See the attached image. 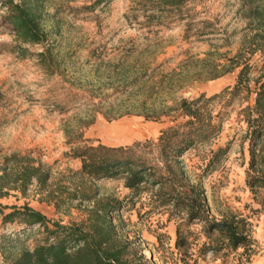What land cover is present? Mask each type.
Listing matches in <instances>:
<instances>
[{"label":"rangeland","instance_id":"rangeland-1","mask_svg":"<svg viewBox=\"0 0 264 264\" xmlns=\"http://www.w3.org/2000/svg\"><path fill=\"white\" fill-rule=\"evenodd\" d=\"M27 1L31 7L37 5L39 27L46 39L41 43L22 41L0 11V159L16 152L48 165L52 189L73 185L72 171L80 162L71 155L72 147L98 143L127 146L155 139L173 123L166 115L155 120L139 113L143 104L145 109L175 106L174 101L201 93L209 96L234 81L235 74L230 73L213 80L176 82L189 66L190 57L201 58L212 48L208 42L183 39L186 18L148 27L133 19L137 0L98 4L95 0ZM246 2L191 3L196 19L214 23L217 34L212 43L219 52L233 55L242 36L253 33L243 14ZM256 60V56L251 58ZM182 120L178 117L177 121ZM237 128L232 114L210 143L216 148L230 141L222 168L206 174L201 159L206 150L202 148L184 154L178 165L187 183H199L205 190L212 216L218 217L217 211L226 208L250 216L258 251L245 264H264V211L249 210L257 205L245 185L248 154L246 145L240 153ZM84 188L89 194L95 192L96 199L121 201L110 218L116 239L128 246V257L136 260L143 256L152 264H180L174 249L176 221L167 213L152 210L145 193L131 197L117 179L85 183ZM55 194L47 198V192L33 184L24 195L11 191L0 198V264H11L21 247L31 248L45 236L39 226L18 236L21 226L2 220L13 207L26 204L44 214L49 225L88 223L91 200L79 196L69 200L61 195L55 201ZM225 264H238L236 256Z\"/></svg>","mask_w":264,"mask_h":264},{"label":"trees","instance_id":"trees-1","mask_svg":"<svg viewBox=\"0 0 264 264\" xmlns=\"http://www.w3.org/2000/svg\"><path fill=\"white\" fill-rule=\"evenodd\" d=\"M193 1L137 0L133 19L150 27L186 18L183 39L193 38L211 45L203 57L189 58V66H197H186L176 82L213 80L234 73L233 83L209 96L201 93L192 99L174 101L175 106L145 109L143 104V111L138 112L147 118L158 120L166 115L173 122L160 130L155 139L127 146L98 143L72 147L71 155L80 162V167L72 171V187L69 183L52 189L51 168L35 162L28 154L4 155L0 159V198L11 191L24 195L35 184L47 192V198L56 193L55 201L64 195L69 200L79 196L93 202L88 223L81 224L49 225L44 214L26 204L3 214V222L21 226L18 236L35 226L45 234L31 248L21 247L11 264H152L143 256L136 260L128 257V246L116 239L110 214L120 207L121 201L109 197L96 199L95 192H85V183L104 179L121 181L131 197L145 193L152 210L167 213L176 221L174 249L180 255V264H225L231 256H236L238 264H245L257 253L250 216L230 208L217 211L218 217L212 216L205 190L199 183H187L178 164L184 154L202 148L206 150L201 158L204 172L209 174L222 168L230 141L216 148L210 147V143L233 114L238 124L240 153L246 145L248 154L245 185L257 205L249 210L264 211V0H258L256 5L252 0L244 4L243 14L253 33L242 36L240 46L231 56L227 51L219 52L212 43L217 34L214 23L207 18L196 19L197 13H191ZM29 2L0 0V11L19 39L41 43L46 35L39 27L40 14L37 5L31 7ZM138 17L143 21H138ZM253 56L256 62L251 61ZM178 117L183 120L177 121Z\"/></svg>","mask_w":264,"mask_h":264},{"label":"clouds","instance_id":"clouds-1","mask_svg":"<svg viewBox=\"0 0 264 264\" xmlns=\"http://www.w3.org/2000/svg\"><path fill=\"white\" fill-rule=\"evenodd\" d=\"M30 79H31V77H30Z\"/></svg>","mask_w":264,"mask_h":264}]
</instances>
